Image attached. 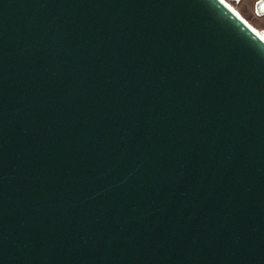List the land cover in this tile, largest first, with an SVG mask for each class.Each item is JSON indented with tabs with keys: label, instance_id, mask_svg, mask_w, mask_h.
<instances>
[{
	"label": "water",
	"instance_id": "1",
	"mask_svg": "<svg viewBox=\"0 0 264 264\" xmlns=\"http://www.w3.org/2000/svg\"><path fill=\"white\" fill-rule=\"evenodd\" d=\"M0 264H264V36L225 0H0Z\"/></svg>",
	"mask_w": 264,
	"mask_h": 264
},
{
	"label": "rangeland",
	"instance_id": "2",
	"mask_svg": "<svg viewBox=\"0 0 264 264\" xmlns=\"http://www.w3.org/2000/svg\"><path fill=\"white\" fill-rule=\"evenodd\" d=\"M241 16L264 36V11L258 8L259 0H226Z\"/></svg>",
	"mask_w": 264,
	"mask_h": 264
},
{
	"label": "bare ground",
	"instance_id": "3",
	"mask_svg": "<svg viewBox=\"0 0 264 264\" xmlns=\"http://www.w3.org/2000/svg\"><path fill=\"white\" fill-rule=\"evenodd\" d=\"M226 1V0H225ZM227 2V1H226ZM228 3V2H227ZM232 8L235 9V7H233V5H231L230 3H228ZM258 8L261 10V11H264V0H259L258 2ZM238 13L239 11L237 9H235ZM240 14V13H239ZM241 15V14H240Z\"/></svg>",
	"mask_w": 264,
	"mask_h": 264
}]
</instances>
